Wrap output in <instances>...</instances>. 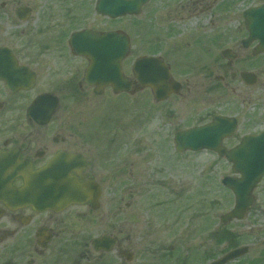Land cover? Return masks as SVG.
Returning a JSON list of instances; mask_svg holds the SVG:
<instances>
[{
	"label": "flooded vegetation",
	"instance_id": "flooded-vegetation-1",
	"mask_svg": "<svg viewBox=\"0 0 264 264\" xmlns=\"http://www.w3.org/2000/svg\"><path fill=\"white\" fill-rule=\"evenodd\" d=\"M242 4L237 50L218 75L217 36L203 40L185 27L204 13L214 26V0H146L126 17L107 14L103 0H0V264H264V176L241 217H228L235 196L216 192L215 168L231 165L214 151L176 153L168 144L215 119L221 130L234 127L220 142L226 151L264 132V52L255 53L264 25L251 28L246 16L264 0ZM160 8L169 22L183 14V29L125 33V89L88 78L90 56L105 55L107 35L122 36V19L139 22L146 12L142 22L157 25ZM133 50L142 52L136 59L157 57L177 91L155 100L133 63L125 74ZM123 114L124 132L116 127ZM171 147L173 156H207L190 164L209 172L168 205L149 190L165 180L160 167L139 172L138 159ZM26 180L54 207L20 201Z\"/></svg>",
	"mask_w": 264,
	"mask_h": 264
},
{
	"label": "water",
	"instance_id": "water-1",
	"mask_svg": "<svg viewBox=\"0 0 264 264\" xmlns=\"http://www.w3.org/2000/svg\"><path fill=\"white\" fill-rule=\"evenodd\" d=\"M105 2V11L111 16H125L137 15L140 6L146 0H103ZM112 1L118 5L117 7L110 6ZM113 13L112 11H115ZM250 17L247 25L254 27L257 24L264 25V7L253 9L246 14ZM252 34V38H254ZM114 40L118 43L121 41V50L117 49L116 52L109 49V44ZM105 41L107 44L106 53L104 56L93 55L90 56L91 67L88 72V78H93L97 83L111 85L121 89L127 86L126 80L122 77L120 72L121 60L127 53V41L124 37H111L106 36ZM260 50H264V40H261ZM223 56L232 58L228 52H224ZM133 71L137 77L138 82L142 86H149L154 90L157 99H163L169 87L165 85L167 71L163 64L155 58H141L134 63ZM231 129V127H229ZM221 130L219 127V120L214 124L204 128L191 129L182 133H178L174 137V143L178 152L182 151H198L203 149H211L216 151L220 156L231 163L233 174H239L241 179L233 180L224 178L222 184L229 188L236 196V208L230 216L238 217V210L243 211L250 203L248 197L252 189L260 181L264 175V132L257 137H246L235 149L226 152L219 148L221 139L230 135L227 131L223 134L218 132ZM34 179L32 177L30 180ZM29 180V179H28ZM26 180L24 189L17 193L20 201L30 204L39 209L53 208L54 202L52 200L35 198L31 193L35 192L34 184ZM9 182H5L4 189L7 190ZM76 201V200H74Z\"/></svg>",
	"mask_w": 264,
	"mask_h": 264
},
{
	"label": "rangeland",
	"instance_id": "rangeland-1",
	"mask_svg": "<svg viewBox=\"0 0 264 264\" xmlns=\"http://www.w3.org/2000/svg\"><path fill=\"white\" fill-rule=\"evenodd\" d=\"M180 2L182 4H185L186 0H180ZM227 3L230 4L229 8L231 10L228 13L226 12V9L229 8H226L225 6ZM243 5L244 4H242V0H214V6L216 7V10L215 9L214 10L218 12V14L216 15V22L214 26H212L211 28L209 27V24L207 22L209 21L210 15L206 13L199 15L198 17H196V19L193 18V20H191V22L185 26L191 28L193 30V33L196 34L201 39H203L202 36H206V37L208 35L217 36L216 38L218 42V47H217L216 58H217V66H218V75H222V73H224L226 68L225 67L226 60L221 55V52L227 49L233 52H236L237 50L236 42L239 40V37L241 35L237 32L240 25L235 20V18L238 17L240 12L242 11ZM158 11H161V13L158 16L159 20L157 25L151 26L146 23H143L142 21L146 16V12H144L143 15L139 17L142 19L139 22H136L135 19L132 18L122 19V24H121L122 31L126 33L129 37H133V38L135 37L136 33L150 34L151 31H154V37L161 36L162 34L164 35L165 34L164 31L166 30H173L175 31V34L181 32L183 26L181 22H179L178 17H180V19L183 18L184 17L183 14H178L177 13L178 10H175L172 16L176 18V22L173 23L167 20L166 17L169 15L166 14L165 12L163 13L161 8ZM200 21L202 22L200 23ZM155 28L157 30H155ZM195 29H197L198 31L197 32L194 31ZM182 38H180V40ZM230 38L232 39V41L229 40ZM230 42L232 43V45L230 44ZM141 53L142 52L138 50H133L132 56L130 55L124 63L125 74L127 73V75H129L130 65L132 64L134 59H136L141 55ZM100 113L101 112H99V116ZM116 120L117 119L114 120V116H112V121L116 123ZM127 122H128V117H126V115L123 114L120 117V120L116 127L119 128L120 131L124 132L125 125ZM124 143H129V142L123 140V144ZM168 144L170 146L173 145L172 136L169 137ZM172 150L173 149L171 147L169 148V150L167 149V152L165 151V153L163 154L152 152L149 154L150 157L141 158V156H139L138 159L139 172L143 171L144 169H148L147 171L150 172V170L160 167L161 174L162 176H164L165 180L161 184L155 183L156 185H154L153 189H149V190L153 193L159 194L160 195L159 199L165 201L168 205L172 203V200L174 198L177 199L180 189L184 188L189 191H193L196 183L200 179L201 173L205 174V172L206 173L209 172V169H204L201 166H193L190 164V163L195 164L197 160L204 161L207 158V156L200 155V157H197L187 154L182 157H177V156H173ZM165 160L168 161L165 162ZM172 161L174 162L173 165L176 167L172 166ZM215 171L217 174L216 192L219 194L224 192L226 193L227 191L221 186L220 181L222 178L226 176H231L230 169L229 167L224 166L222 164H217ZM143 187L144 185H139V189H140L139 191L142 192ZM258 191L264 192V182L260 186V189Z\"/></svg>",
	"mask_w": 264,
	"mask_h": 264
}]
</instances>
